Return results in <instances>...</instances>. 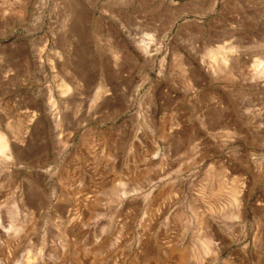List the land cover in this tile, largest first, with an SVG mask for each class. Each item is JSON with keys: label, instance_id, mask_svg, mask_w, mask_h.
Returning <instances> with one entry per match:
<instances>
[{"label": "rangeland", "instance_id": "rangeland-1", "mask_svg": "<svg viewBox=\"0 0 264 264\" xmlns=\"http://www.w3.org/2000/svg\"><path fill=\"white\" fill-rule=\"evenodd\" d=\"M257 63L264 0H0V264H264Z\"/></svg>", "mask_w": 264, "mask_h": 264}, {"label": "bare ground", "instance_id": "bare-ground-1", "mask_svg": "<svg viewBox=\"0 0 264 264\" xmlns=\"http://www.w3.org/2000/svg\"><path fill=\"white\" fill-rule=\"evenodd\" d=\"M140 42V41H139ZM146 43V42H145ZM148 46V45H147ZM227 46V45H226ZM142 47V46H141ZM232 47H226V48H221V49H218V51H216V52H207L208 54H209V56H216V55H222V58H221V62H224V63H228L230 60L228 59V57H227V55L229 54V53H231L232 52ZM234 52V51H233ZM233 57V56H232ZM236 58V57H235ZM233 59V58H232ZM261 63V62H260ZM260 63H257L256 64V68H262V65L260 64ZM182 64V63H181ZM264 65V64H263ZM233 66V65H232ZM234 67V66H233ZM237 68V67H236ZM235 68V69H236ZM230 69H232V68H230ZM261 70H263V72H264V67L261 69ZM187 71V70H186ZM192 71V70H191ZM231 71H233V70H231ZM235 71V70H234ZM190 72V71H189ZM262 74V73H261ZM193 76H196V75H193ZM253 76H255V75H253ZM190 77H192V76H190ZM233 77H234V75H233ZM261 78V77H260ZM260 78H258V80L260 79ZM245 79V78H244ZM263 79V78H262ZM191 80V79H190ZM194 80V79H193ZM257 80V81H258ZM262 81V80H261ZM253 83V82H252ZM250 84H251V82H250ZM260 85V84H259ZM235 88V87H234ZM240 92V91H239ZM241 94H242V92H241ZM210 95V94H209ZM237 95H239V94H237ZM215 96V95H214ZM223 96V95H222ZM218 97V96H217ZM220 97H221V95H220ZM209 98V97H208ZM211 98H216V97H211ZM210 98V99H211ZM223 98V97H222ZM217 99V98H216ZM219 99V98H218ZM211 100H213V99H211ZM221 100V99H220ZM219 101V100H218ZM217 101V102H218ZM219 103H220V101H219ZM221 104V103H220ZM223 104V103H222ZM221 107V106H220ZM214 109V108H213ZM212 109V110H213ZM217 110V109H216ZM221 110H222V108H221ZM222 112V111H221ZM216 112H214V114H215ZM216 115V114H215ZM213 116V115H212ZM214 118V117H213ZM170 125V124H169ZM213 125H215V124H213ZM212 126V125H211ZM216 127V126H215ZM224 127V126H223ZM227 128V127H226ZM173 130V129H172ZM5 135V134H4ZM1 132H0V154H11V152L12 151H14V148L10 151V148H11V145L8 143V140H7V138L4 136ZM17 151V150H16ZM15 157V156H14ZM239 197V195L238 194H234V196L233 197H231V198H233V205H235L236 207H237V205L240 203H238V198ZM240 201V200H239ZM178 259L180 260V264H182V263H184V261H185V259H186V257H187V254H186V252H184V251H180L179 252V254H178Z\"/></svg>", "mask_w": 264, "mask_h": 264}]
</instances>
